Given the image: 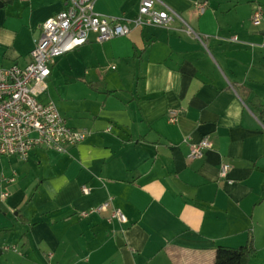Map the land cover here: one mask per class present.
I'll use <instances>...</instances> for the list:
<instances>
[{
	"label": "crops",
	"instance_id": "crops-1",
	"mask_svg": "<svg viewBox=\"0 0 264 264\" xmlns=\"http://www.w3.org/2000/svg\"><path fill=\"white\" fill-rule=\"evenodd\" d=\"M67 1L0 0V66H26ZM198 1L158 0L177 13L167 26L91 34L56 59L41 99L87 138L0 157V264H215L218 246L250 240V263L264 264V14L252 19L264 0H207L204 12ZM140 3L94 9L130 20Z\"/></svg>",
	"mask_w": 264,
	"mask_h": 264
},
{
	"label": "built area",
	"instance_id": "built-area-1",
	"mask_svg": "<svg viewBox=\"0 0 264 264\" xmlns=\"http://www.w3.org/2000/svg\"><path fill=\"white\" fill-rule=\"evenodd\" d=\"M157 1L141 0L137 15L130 20L97 13L96 0H68L62 11L49 17L31 51L29 63L24 67L0 66V157L27 159L37 147L65 153L83 142L87 133L70 126L55 102L41 99L49 87L53 64L57 58L90 42L91 34L96 35L98 42H105L129 35L131 24L135 27L167 26L177 13L167 7L157 9ZM207 6V0L196 3L200 12ZM263 14V6L255 7L253 21L260 23ZM211 146V141L205 137L192 145L189 157H203ZM230 169V164H223L220 178L227 181ZM14 181V177L8 180ZM83 192L89 194L91 188L84 186ZM8 195V191L2 193V197ZM109 207L107 201L83 215L106 211ZM111 215L121 223H128L127 215L119 208H112Z\"/></svg>",
	"mask_w": 264,
	"mask_h": 264
},
{
	"label": "trees",
	"instance_id": "trees-1",
	"mask_svg": "<svg viewBox=\"0 0 264 264\" xmlns=\"http://www.w3.org/2000/svg\"><path fill=\"white\" fill-rule=\"evenodd\" d=\"M264 121V112L261 114ZM256 248L252 240L238 247L218 246L215 264H251Z\"/></svg>",
	"mask_w": 264,
	"mask_h": 264
}]
</instances>
